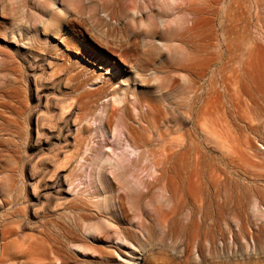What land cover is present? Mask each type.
Segmentation results:
<instances>
[{
  "label": "rangeland",
  "instance_id": "374dc122",
  "mask_svg": "<svg viewBox=\"0 0 264 264\" xmlns=\"http://www.w3.org/2000/svg\"><path fill=\"white\" fill-rule=\"evenodd\" d=\"M182 18L187 29L177 30ZM194 21L196 29L189 31ZM50 23L59 29L48 30ZM243 66L258 77L259 101L242 86L227 85L229 71ZM70 68L85 80L76 94L102 89L92 97L98 109L85 121L91 137L97 135L85 156L93 146L105 150L107 177L110 163L139 161L143 152L118 119L111 134L99 122L124 100L133 116L138 101L142 111L151 109V131L163 136L151 134L157 156L146 154L149 168L137 172L141 181L158 177L165 149L168 156L178 152L169 163L198 170L182 186L181 233L140 264H264V0H0V222L33 197L35 160L53 148L43 139L35 146L36 118L54 111L49 88L64 89ZM135 119L130 123L138 127ZM82 180L80 188L88 185V178ZM113 203L120 214L118 199ZM137 219L130 226L135 231ZM89 240L111 259L99 261L96 253L68 243L80 264H132L123 255L126 242L96 235ZM3 243L15 254L16 232ZM2 247L0 242V254Z\"/></svg>",
  "mask_w": 264,
  "mask_h": 264
},
{
  "label": "bare ground",
  "instance_id": "6f19581e",
  "mask_svg": "<svg viewBox=\"0 0 264 264\" xmlns=\"http://www.w3.org/2000/svg\"><path fill=\"white\" fill-rule=\"evenodd\" d=\"M16 5L13 4L12 8L15 12H12L20 13V7ZM168 7L165 2L164 12ZM196 25L197 22L194 21L193 26L188 30H195ZM176 26L177 30L187 29L183 18ZM52 28L57 31L59 26L50 23L48 30ZM69 72H71L70 81L64 89L61 84H53L49 88L48 94L56 100L53 104L54 111L48 110L46 114L40 112L36 118L35 146L37 147L39 145L37 142L43 139L44 147L53 146V148L49 154L35 160L34 167L37 174L31 179L33 197L27 199L25 207L13 211L4 222H0V242L3 246L0 264L83 263L82 260L81 262L76 260L73 252L67 250L68 243L79 250L96 253L99 261L111 259V254L102 245L90 242L89 239L95 235L96 238L100 237V240L111 238L122 243L126 242L124 247L127 251L123 255L129 263L140 264L150 251H165L168 239L181 233V215L183 203L186 201L182 186L183 183L191 180L198 170L193 167L183 169L176 163L170 162V164V157L176 156L178 152H171L172 155L168 156L169 149H165L161 153L162 157L158 158L160 168L158 177L150 183L141 181L137 172L148 170L146 154L157 156L151 149V142H154L151 140V134L162 137L161 140L163 136L159 129L151 131V109L142 111L140 101L134 107L139 110L138 115H134L137 117L135 122L139 126L131 124L130 120L133 119L134 122L135 118L131 112L132 105L124 100L122 105H116L117 103L114 102L110 112L106 111L107 118H101L99 122L103 125L104 133L111 134L117 127L118 119L126 129L127 135L137 142L143 152L139 161L126 164L122 161V163H110L111 178L107 177L105 167L101 165L105 150L102 152L100 147L95 149L93 146L90 154L85 156L90 143L92 141L95 143L97 139V135L94 136L97 131L92 138V126L85 121L98 109L97 99L92 97L101 96L102 89L76 94L84 88L85 80L74 68H70ZM229 73L228 87L231 84L234 87L242 86L248 96L260 100L254 87V80L258 78H255V71L243 66ZM107 108L106 105L105 110ZM163 142H155L154 146L158 144L157 146L165 148L167 145H162ZM87 162L92 165L88 175L89 168L87 169L88 166L85 168ZM82 178H88V185L80 188L85 184ZM114 197L118 199L120 214H117L113 203ZM37 204L40 206L35 209ZM219 208L224 210V200ZM194 215L195 211L192 208V219ZM136 217L138 231L130 228L132 220ZM28 229L33 233L28 234ZM14 232L17 234L19 244L16 253L11 254L6 250L3 242L6 236Z\"/></svg>",
  "mask_w": 264,
  "mask_h": 264
}]
</instances>
